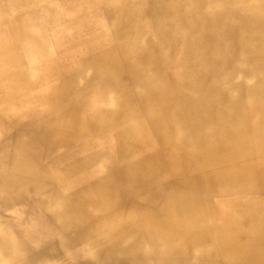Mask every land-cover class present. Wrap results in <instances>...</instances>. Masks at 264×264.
I'll return each mask as SVG.
<instances>
[{"label": "bare ground", "instance_id": "bare-ground-1", "mask_svg": "<svg viewBox=\"0 0 264 264\" xmlns=\"http://www.w3.org/2000/svg\"><path fill=\"white\" fill-rule=\"evenodd\" d=\"M32 1L0 0V63H16L24 56L11 39L46 47L32 31V26L40 27L44 21L41 9L33 16ZM160 3L166 5L157 10L163 23L190 20L194 23L185 28L186 35L199 38L217 33L225 38L215 45L205 43L198 49L200 54L193 50V59L200 67H227L224 82L238 78L236 118L222 119L220 111L216 123L208 119L210 112L205 113L207 104H198L190 112L182 107L186 117L173 121V129L161 136L163 147L158 151L146 122L154 106L141 108L130 99L131 78L124 70L141 67L142 75L151 70L152 58L141 56L148 34L136 22L128 24L118 30L117 37L124 38L126 45L116 51L102 49L106 40L95 35L96 50L83 61L93 71L101 70L94 74V81L81 72L74 77L77 80L71 83L77 97L70 105L61 103L56 108L60 121L50 135L62 146L73 144L72 149L53 154L42 171L28 164L23 152L19 160L0 163V264H264V116L258 115L256 121L250 118L247 98L264 99V43L255 42V49L247 51L242 48V33L249 28H243L242 15L261 18L264 26V5L240 13L233 0H205L203 5L200 0ZM21 7L28 10L24 14L28 19L25 28L17 31L10 13ZM208 17L216 30L199 28L197 22ZM251 36L256 41V33ZM46 37L43 31L41 38ZM220 46L228 48L223 60L217 54ZM34 61L44 63L41 56ZM46 69L42 70L47 73ZM173 74L179 82H189L184 87L187 93L200 96L207 88L200 87L201 74L189 70ZM217 74L207 72L215 81L212 86H217ZM8 79L11 95L24 90L16 83L18 78L11 74ZM227 87L210 90L226 101L231 95ZM51 90L44 87L39 95L21 94L10 102L14 107L40 104ZM105 102H109L106 110ZM72 150L80 151V156L72 159ZM22 189L35 193L33 201L9 207ZM9 209L14 215L2 217Z\"/></svg>", "mask_w": 264, "mask_h": 264}, {"label": "rangeland", "instance_id": "rangeland-1", "mask_svg": "<svg viewBox=\"0 0 264 264\" xmlns=\"http://www.w3.org/2000/svg\"><path fill=\"white\" fill-rule=\"evenodd\" d=\"M41 1L43 2H37L36 0H33L32 3L30 4L31 6H34V8L36 9V10L34 9L35 12L33 13L34 14L33 16L38 14V11L40 9H41L40 15L44 14L43 24L40 27L38 25L32 26V31L33 33L38 35L37 36L38 39H40L42 42L47 44L46 47L39 48V46H37L36 43L32 41L31 42L27 40L14 41L13 39H11L10 43L12 44L13 47H15L14 49H20V50L23 49L22 51H24L23 54L24 56L21 59V61L16 63H11V61L5 62L2 60H1L2 62L0 63V163L19 160L18 159L19 153L23 152L28 158V164L34 165L35 167L41 170L43 168V164L46 161L53 158L51 157L53 154L62 153L65 152V150L67 151L72 149V147L74 146L73 144H66L62 146L61 141H57L55 138L52 137L50 138V135H53V129H55L56 125L60 121L59 116H57L58 112L56 111V108L60 106L61 103H62L61 106L63 104L65 106L70 105V103L74 101L75 97H77L75 86L74 84H72L73 82L71 83L73 79H74L73 81L77 80L74 78L77 74H80L81 72L83 75L86 76L85 78L89 77L94 81L95 79L94 74H96L97 72H99V70H101L94 68L93 71V69L86 66L83 61L86 58L85 56L88 57L89 52L91 53L96 50V47L93 45L94 41L92 40V38L95 35L97 38H102V39L104 38L106 42L104 41L101 48L107 51L108 48L113 47V50L116 51L117 47L118 49L119 48L121 49L126 45V44L124 45V38L119 39L117 37L118 30L123 27H126L128 24H133L134 22H136L135 24H137L142 31L148 34L146 38H149L147 44L149 48L148 50L146 49V51L150 52V50L153 51L155 50L158 51L160 55L159 60L157 61V63L161 64L160 68L151 69L148 72V74L139 77L135 76V74L130 71L129 73H130L131 82L127 86V90L128 89L130 90L129 93L130 96L132 97L130 99L135 100L138 103V107L143 108L145 105L154 106L152 108L154 111H152L151 114L150 113L147 114L148 116L146 117L148 118V120H146V122H147V126L149 127V132L152 135V139L155 145L159 144L158 146L160 148L163 147V144H161L160 141L161 136L169 133V131L173 129V127L175 126L173 121L180 120L186 117V116L185 117L182 116L180 112L181 111L180 109L182 107H183L182 109L190 112L198 104L208 103L212 106L206 108L205 113L206 115L209 112L211 114L208 115L209 118L208 116H206L205 118L213 119L215 120L216 123L217 121H219L217 118V113L223 111L221 109L222 105H226L227 111H228V105H229V110L231 107L234 108L236 102L235 100L232 102L226 101L227 103H229L227 105L225 101H222L219 98H217L213 90H210V89H217L221 85L212 86L215 81L213 80V77L211 79V76H207V72H210L212 74H217L219 72L218 74L220 75V73L223 71L221 68L197 67L195 65L189 64L191 60L194 58L193 56L191 59V55L188 54L189 51L192 50L193 46L189 41V36L186 35V33L184 34L183 32L185 28H189V26H191L193 23L190 20L188 21L182 19H178V20L173 19L171 22L163 23L161 18H159L158 15L159 12L157 11L158 8L166 6V5H162V6L160 5L161 4L160 1L163 0H59V1L41 0ZM164 1L170 2L172 0H164ZM202 2L205 3V0H200V5L204 4ZM233 4L237 8L239 7L240 13H244L247 8H251V7L261 8V6L264 5V0H233ZM25 10L27 9L21 7L14 9V11L10 13V16L12 15V17L10 18L12 19V26L17 31H21L26 26L27 23L26 20L28 18L25 17L24 15ZM132 11L135 15L137 14V17L131 15ZM91 17L92 19H90ZM102 19L103 21L101 22ZM249 19L253 24L257 22L258 25L257 26L253 25L249 21ZM260 19L261 18L256 20L254 19V17L242 15V22L244 21L243 23L246 24L244 25L243 28H245L246 26L249 27L247 28V32H248L247 34L242 31L243 32L242 37L244 38L242 40L243 42L242 48H244L243 50L247 51L248 49L249 50L255 49L254 47H252V45L255 44V42L258 43L259 45H262V41L264 43V37L262 36L261 38V35L264 34V26L259 21ZM168 23H173L172 24L173 26L169 27ZM53 27L56 28L54 29ZM161 27H163L165 30ZM104 28L106 29L104 30ZM175 29H177V32L180 35L181 39H183L184 37V44L181 46H176L175 42H173L174 34L177 33ZM162 30L165 31L166 33L162 32ZM43 31H45V34L48 37L41 38V33ZM254 32L256 33V38H257L256 41L251 36L252 34L254 35ZM89 34L92 35L90 38H89L90 36ZM106 34L107 36L109 35V37L104 36ZM7 40L9 41L8 38ZM258 41L261 42V44ZM262 49H264V47ZM170 55L171 57H169ZM38 56H41V58L43 59L44 63L42 65L37 64L34 61V59ZM189 65L193 67L191 71L197 73L198 75L201 74L199 75L201 78L200 80L201 82L199 83L201 84L200 87L202 88V85L207 87L205 88L206 91L203 90L200 96H197L196 94L187 93L184 90L185 86L177 84V81L173 76L174 70L177 69L179 70L181 69L183 71L190 70ZM45 66L47 67L46 69L48 71L47 73H45L42 70L45 68ZM19 71H23V72L20 73ZM11 74L15 76V78H18L16 83H18L24 89L23 91L19 90V93H16L14 95L12 94L13 96L9 92V85L11 84H9L10 80L8 79V76H10ZM218 74L217 76H219ZM46 78H48L49 81H47ZM218 79H220V77H218ZM28 81H30L31 83ZM91 84L94 83L92 82ZM44 87H51L53 90H51V93H48V97L44 98V101L41 102L40 104H34L33 102H31L32 104L18 105L14 107V103L10 102V100L17 98L21 94L39 95V93H41V90ZM55 87H58L59 90H55L54 89ZM222 87L223 86L220 87L221 90ZM7 96L9 97L7 98ZM247 98L249 100V101L247 100L248 104L250 105V107H252L251 108L252 116H250V118L251 119L253 118L255 121L257 119L263 118L264 99L262 98L255 99L252 98V96L250 97L248 96ZM235 109L236 108H234V110ZM258 115L261 117L259 118ZM188 116L189 115H187V118ZM115 118L116 121L120 120L119 116H115ZM220 124H221L220 126H222V123ZM54 141H57L58 144L57 145L54 144ZM47 150H51V152H48ZM157 150L160 151L159 149ZM48 153L50 155L47 157ZM79 154H81L80 151L72 150L70 156L72 159H74L76 156L79 157L80 156ZM15 195L16 196L13 203L10 205L7 204L9 207L11 206V208H18L19 206L26 204V202L28 201L31 203L33 201L32 199L35 196V193L34 192L28 193L26 192V190L22 189L18 194ZM20 195L22 196L20 197ZM12 211L13 210L11 209L5 210L4 212L1 213V216L5 218L11 217L14 215ZM30 243L31 246H34L36 242L30 241Z\"/></svg>", "mask_w": 264, "mask_h": 264}, {"label": "crops", "instance_id": "crops-1", "mask_svg": "<svg viewBox=\"0 0 264 264\" xmlns=\"http://www.w3.org/2000/svg\"><path fill=\"white\" fill-rule=\"evenodd\" d=\"M189 21V20H188ZM192 22V21H191ZM192 23H194V22H192ZM196 23V22H195ZM214 22H213V19H211V18H206L204 21H202L201 23H198L197 22V24L198 25H200L199 26V28H203V29H210L211 28V30H216V28H215V26H214V24H213ZM234 23H238V19L235 21L234 20ZM173 24V23H172ZM171 24V26H173ZM170 26V24H169V27H171ZM192 26L193 25H191V26H189V28H192ZM195 27H197V26H195ZM238 33V32H237ZM185 34V33H184ZM221 35V34H220ZM189 36V41L191 42V45L193 46V48H192V50H190L189 51V55H191V59H192V57L193 56H195V53H201V50L199 51L198 49L199 48H201L203 45L205 46V43H211V45H215L216 44V42H217V40L219 41V40H221L220 42L222 43V42H224L223 40H225V38H223L222 36H219L217 33H215V34H213V33H211V34H203L201 37H199V38H194V37H191L190 35H188ZM182 37H183V35H182ZM220 38V39H219ZM237 38H239V36L237 35ZM148 40H149V38H146V48L141 52V56H143V55H147V57L148 56H150L151 58H152V68L151 69H155V68H160L161 67V64H159V63H157V61L159 60V52L158 51H153V50H150V52H147L146 51V49L148 50ZM174 41L173 42H175V45L176 46H181V45H183L184 44V37H183V39H181L180 38V35H178V36H176L175 34H174V39H173ZM201 42V44H199L198 42ZM227 44V43H226ZM221 45V44H220ZM238 45V48H239V43L237 44ZM193 50L194 51H196L195 53H193ZM228 52V48H226V47H222V46H220V51H218L217 52V54H218V57L220 58L219 60H223V57H224V55L225 54H228L227 53ZM211 55H214V51H212L211 52ZM189 64H191V65H195V66H197V67H200V66H198V65H196L197 64V62H195L194 61V59H192L191 60V62L189 63ZM189 67H190V70L189 71H191L192 69H193V67L192 66H190L189 65ZM221 69L223 70L221 73H220V75H219V77H220V79H218V77L216 78L217 79V81H216V85L217 86H219V85H221V86H223V87H225V86H228L227 87V92H229V93H231V95L230 96H227V98L225 99L227 102H232V101H236L235 102V105L236 106H238V104H239V96H238V93H237V95L235 94L234 95V93H235V89L237 90V88H238V86L239 85H237L236 83H238V78L237 79H234V80H226V82H224L225 81V75H227L228 74V72H229V70H228V68L227 67H225V68H222L221 67ZM126 72H133L134 74H135V76H142V73L143 72H141L142 71V68L141 67H139V69H131L130 67H126V69H124ZM150 71V70H149ZM181 71H183V70H179V69H177V70H174V72L173 73H176V72H181ZM186 72V71H185ZM128 76H129V78H130V73L128 74ZM173 76H174V74H173ZM235 77V76H234ZM236 77H238V75L236 76ZM176 81H177V84H180V85H184V86H187V84H189V82H179L177 79H176ZM227 83V84H226ZM215 84V82L213 83V85ZM129 85V84H128ZM127 85V86H128ZM220 86V87H221ZM127 95H129L130 96V93L128 92L127 93ZM130 98H132L131 96H130ZM131 100H133V99H131ZM225 101V102H226ZM226 102V103H227ZM109 102H105L104 103V105H105V107H104V109L106 110V106H107V104H108ZM137 103V102H136ZM138 104V103H137ZM229 103H227V105H228ZM136 105V104H135ZM137 106V105H136ZM212 105H210V104H208L207 103V107L206 108H208V107H211ZM213 106H214V103H213ZM231 108H232V110H231ZM230 108V110H229V105H228V111H227V107H226V105H222L221 106V109L224 111V113H223V111H221V117L220 118H222V119H225V120H227V121H232L234 118H236V116H235V110H234V108L233 107H231ZM238 107H236V109H237ZM104 110V111H105ZM119 114H121V113H119ZM227 114V115H226ZM120 116V115H119ZM120 121V120H119ZM119 124L121 125L122 123L121 122H119ZM229 125H231V123H229L228 124V126ZM122 126V125H121ZM159 144H157V149H159L160 150V147L158 146Z\"/></svg>", "mask_w": 264, "mask_h": 264}]
</instances>
